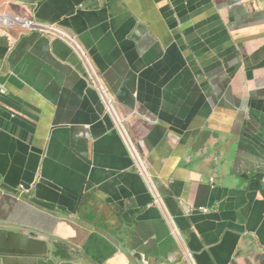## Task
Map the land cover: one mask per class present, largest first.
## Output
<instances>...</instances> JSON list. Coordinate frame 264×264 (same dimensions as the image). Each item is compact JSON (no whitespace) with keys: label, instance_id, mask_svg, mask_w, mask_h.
<instances>
[{"label":"crops","instance_id":"crops-1","mask_svg":"<svg viewBox=\"0 0 264 264\" xmlns=\"http://www.w3.org/2000/svg\"><path fill=\"white\" fill-rule=\"evenodd\" d=\"M4 14L0 264H264V0Z\"/></svg>","mask_w":264,"mask_h":264},{"label":"built area","instance_id":"built-area-1","mask_svg":"<svg viewBox=\"0 0 264 264\" xmlns=\"http://www.w3.org/2000/svg\"><path fill=\"white\" fill-rule=\"evenodd\" d=\"M0 19H2L5 23H12V24L15 23V24L22 25L25 27H33L34 26V22L32 20L24 19V18H21L17 15L4 14L3 16H0ZM20 189H23V187H20ZM200 211H202L204 213L210 212V210L208 208H200ZM190 262H191V264H194L192 262V260H190Z\"/></svg>","mask_w":264,"mask_h":264}]
</instances>
